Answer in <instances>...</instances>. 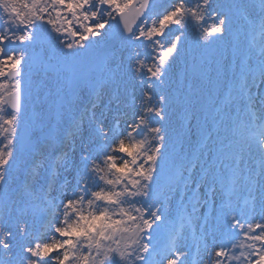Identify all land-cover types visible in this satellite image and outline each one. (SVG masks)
<instances>
[{
  "label": "snow or ice",
  "instance_id": "snow-or-ice-1",
  "mask_svg": "<svg viewBox=\"0 0 264 264\" xmlns=\"http://www.w3.org/2000/svg\"><path fill=\"white\" fill-rule=\"evenodd\" d=\"M260 82L264 0H0V264H264Z\"/></svg>",
  "mask_w": 264,
  "mask_h": 264
},
{
  "label": "rangeland",
  "instance_id": "rangeland-1",
  "mask_svg": "<svg viewBox=\"0 0 264 264\" xmlns=\"http://www.w3.org/2000/svg\"><path fill=\"white\" fill-rule=\"evenodd\" d=\"M161 2H164V0H161ZM194 39L193 36H191V34L188 35L187 37V42L191 43V41ZM257 90H259L260 92H264V82H260L259 83V89H257L256 87L252 88L253 92H256ZM109 100L110 97L105 94L103 95L98 101H97V114L99 115V113L103 110H105V106L109 105ZM114 107V103L112 105ZM259 108V105H257V109ZM85 129L87 128V123L85 122L84 125ZM63 135L71 142V137L68 135V130H67V126H65L64 130H63ZM75 143H79V139H76ZM247 193L245 191H241L240 193V198L239 200L236 202L237 203V208L238 210H243L245 208L244 205V199L246 197ZM200 234V222L199 221H194L193 224L191 225V227L187 228L184 232V238L180 241V245L183 246H187L188 248L191 249L192 252L196 251V243H197V238L199 237ZM164 241L162 240V243Z\"/></svg>",
  "mask_w": 264,
  "mask_h": 264
}]
</instances>
